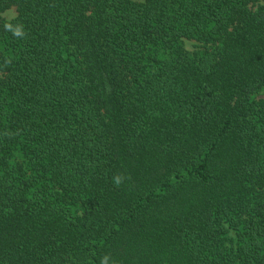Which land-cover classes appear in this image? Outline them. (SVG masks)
<instances>
[{
    "label": "trees",
    "instance_id": "1",
    "mask_svg": "<svg viewBox=\"0 0 264 264\" xmlns=\"http://www.w3.org/2000/svg\"><path fill=\"white\" fill-rule=\"evenodd\" d=\"M263 92L264 0H0V264H264Z\"/></svg>",
    "mask_w": 264,
    "mask_h": 264
},
{
    "label": "clouds",
    "instance_id": "2",
    "mask_svg": "<svg viewBox=\"0 0 264 264\" xmlns=\"http://www.w3.org/2000/svg\"><path fill=\"white\" fill-rule=\"evenodd\" d=\"M14 18V17H13ZM4 30L7 32H10L15 38H23L26 36V32L24 30L23 24H13L11 20H8L3 25ZM10 62V61H9ZM114 183L119 186L122 183V178L120 176L114 177ZM110 257L108 255H105L101 259V264H108Z\"/></svg>",
    "mask_w": 264,
    "mask_h": 264
},
{
    "label": "rangeland",
    "instance_id": "3",
    "mask_svg": "<svg viewBox=\"0 0 264 264\" xmlns=\"http://www.w3.org/2000/svg\"><path fill=\"white\" fill-rule=\"evenodd\" d=\"M140 1H144V0H140ZM2 16L6 20H12V19H14L17 16V13H16L15 9H12V10L6 11ZM186 47H187L188 50H191V51L196 50L198 48L197 47V43L193 42V41H188L186 43ZM262 97H264V92L262 94Z\"/></svg>",
    "mask_w": 264,
    "mask_h": 264
}]
</instances>
